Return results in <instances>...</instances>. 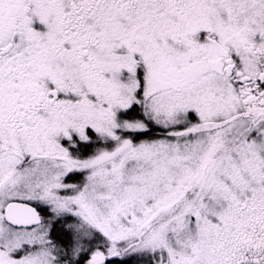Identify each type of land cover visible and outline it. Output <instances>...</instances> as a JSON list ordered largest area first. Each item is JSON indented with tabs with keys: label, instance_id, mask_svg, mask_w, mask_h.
Wrapping results in <instances>:
<instances>
[{
	"label": "rangeland",
	"instance_id": "374dc122",
	"mask_svg": "<svg viewBox=\"0 0 264 264\" xmlns=\"http://www.w3.org/2000/svg\"><path fill=\"white\" fill-rule=\"evenodd\" d=\"M18 2L0 8V24L4 16L13 21ZM33 8L27 24L32 28L40 21V39L60 34L56 0H40ZM102 8L106 19L97 33L99 42L91 48L89 69L86 58H76L75 42L74 49H62L52 78L64 95L85 101L77 116L61 119V127L75 129L81 140L88 127L104 141L103 149L93 153V166L82 182L79 178L67 184H60L54 174L56 160L37 155L28 159L31 152L10 154L14 162L13 157L28 159L10 194H24L48 217L61 219L77 252L84 242L99 243L97 234L113 246L136 237L134 254L145 256L148 264H264V125L255 140L236 145L229 128L217 130L200 122L228 118L230 94L222 84L209 80L192 91L166 90L183 82L193 58L215 55L212 37L199 30H214L224 45L233 40V31L244 27L250 30L242 33L241 41L255 32L264 36V0H109ZM32 38L28 30L29 44ZM45 47L39 61L49 73ZM135 67L144 71L145 79H153L148 97L144 95L151 83L146 79L142 86L150 111L144 116L149 113L151 130L159 133L136 138L137 144L117 138L122 122L105 111L106 104L119 111L132 101ZM190 110L197 117L187 116L192 123L184 114ZM194 123L200 130L189 132ZM226 146L230 152L219 154ZM195 186L197 193L186 196ZM5 195H0V213ZM179 203L173 216L164 218ZM53 226L52 219H45L37 228L17 230L0 220V264H58L51 250ZM101 247L85 253L87 264H102L96 262L104 254Z\"/></svg>",
	"mask_w": 264,
	"mask_h": 264
},
{
	"label": "flooded vegetation",
	"instance_id": "af4514ba",
	"mask_svg": "<svg viewBox=\"0 0 264 264\" xmlns=\"http://www.w3.org/2000/svg\"><path fill=\"white\" fill-rule=\"evenodd\" d=\"M10 1L0 0V8L9 5ZM39 1L19 0L13 21H7L4 16V22L0 24V195L6 193L0 220L9 228L18 230L35 228H14L5 219V210L9 203H32L24 194L14 196L9 192L14 181L23 175L25 162L30 157L37 155L45 160H56L58 163L54 174L60 184H67L79 178L82 182L83 176L87 175L89 168L93 166L92 150L103 149L100 145L94 146L93 131L88 127L83 140L75 129L64 130L61 127V119L72 116V113L77 116L78 109L85 106V101L64 95L52 76L62 49H74L75 42L78 43L75 49L78 53L76 58L81 61L83 57L86 58L85 68L89 69L91 48L99 42L97 33L101 32V25L106 19L102 7L109 0H56L61 13L59 23L62 31L53 38L47 37L46 40L38 37L39 27H42L40 21L35 25L32 23V28L27 24L33 15V7L39 6ZM185 1L176 0L180 4ZM176 7L179 8V5ZM28 30L33 32L31 44L29 39H26ZM246 31H249L247 27L236 29L232 32L233 40L226 41L225 45L217 38L210 39L215 48V55L193 58L191 66L183 72V82L169 85V90L181 92L192 91L190 89L195 84H206L209 80L222 84L228 95L230 94V111L228 118L223 119V125L217 128H229L234 138L244 139L254 135L256 128L261 130L264 125V37L253 34L245 42L239 40ZM59 36L65 39L63 43ZM46 45L49 48L46 60L49 73L45 72V66L39 61L43 59V55H40ZM134 72L138 77L131 89L132 101L122 105L119 111L105 105L106 114L122 122L121 127L116 129L117 138L129 140L151 130L153 126L149 113L144 116L148 106L142 95L141 70L135 67ZM150 78L146 77L148 83H151L147 96L153 93V79ZM178 80L175 79V82ZM195 114L194 110L187 112L188 117L192 119L196 117ZM195 129L193 127L188 131ZM66 132H69V137H65ZM125 147L127 146L122 148ZM23 153L31 155L28 159L23 157L20 161L13 157L15 162L9 157L10 154ZM73 202L75 208H78L76 198ZM33 205L42 215L44 223L48 216L46 210Z\"/></svg>",
	"mask_w": 264,
	"mask_h": 264
},
{
	"label": "trees",
	"instance_id": "16d2710c",
	"mask_svg": "<svg viewBox=\"0 0 264 264\" xmlns=\"http://www.w3.org/2000/svg\"><path fill=\"white\" fill-rule=\"evenodd\" d=\"M154 134L155 133H153L152 130H149L147 132H142V133L136 135L135 138H132V139H134L136 141H137V139H147V138L151 139V138H153ZM157 134H155V135H157ZM94 138H95V141L98 140V138L95 135H94ZM132 139H131V141H132ZM96 145H97V143H95L94 146H96ZM231 146H232V144H231ZM83 147H85V145H83ZM226 149H229V148H227V146L225 149L221 148V150H219L218 153L221 154ZM92 152L96 153L97 151L92 150ZM201 180H202V178H201ZM196 184L198 185L199 182H197ZM196 186L194 188H191L190 191L186 194V196L188 195L191 197L192 193H193V195H195L197 193ZM192 201H195V199H192ZM180 205H181V203H179L172 211H170L169 214H165L166 216H164V218H167V220L169 218H171L173 216L175 210H178L180 208ZM47 219H52L54 222V226H53L52 233H51L54 242H52L53 245H52L51 250L56 251V257H59V260H60L58 262V264H87L88 259L85 256V253H88V251H90L92 248H94L96 246H100V245H102V247L105 246L103 248V253L107 255V259H106V262L104 264H148L149 263V259H147L145 256L139 255V257H138L137 255L134 254L133 247H134V243H135L134 240L136 237H133L134 240L130 239L129 241L122 242V243L117 244L116 246H113L109 242H107L106 238L100 237L99 235L95 234L94 235L95 238L98 237L101 239L99 241V243H94V245H92V246H89V245L86 246L85 242L83 245L80 243L84 249L82 251L77 252V250L75 248V246H76L75 243L73 241L71 243V241H70L69 232L65 231L63 229L64 223L62 222V220L57 218V217L51 218L48 216H47ZM137 243H140V239H138L136 241V244ZM77 245H79V244H77ZM74 250H75V252H74ZM122 253H124V254H122Z\"/></svg>",
	"mask_w": 264,
	"mask_h": 264
},
{
	"label": "water",
	"instance_id": "95a60500",
	"mask_svg": "<svg viewBox=\"0 0 264 264\" xmlns=\"http://www.w3.org/2000/svg\"><path fill=\"white\" fill-rule=\"evenodd\" d=\"M5 215L7 221L16 227H33L41 222L40 212L23 202L9 203Z\"/></svg>",
	"mask_w": 264,
	"mask_h": 264
}]
</instances>
